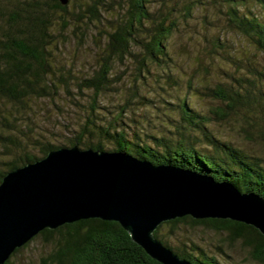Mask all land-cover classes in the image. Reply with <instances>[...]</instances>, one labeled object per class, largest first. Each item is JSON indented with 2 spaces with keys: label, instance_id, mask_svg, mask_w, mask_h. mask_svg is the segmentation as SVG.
I'll return each instance as SVG.
<instances>
[{
  "label": "trees",
  "instance_id": "trees-1",
  "mask_svg": "<svg viewBox=\"0 0 264 264\" xmlns=\"http://www.w3.org/2000/svg\"><path fill=\"white\" fill-rule=\"evenodd\" d=\"M76 1L62 4L61 0H0V110L9 103L22 112L32 107L36 99L60 96L77 99L74 102L83 108L85 116L69 144L54 145L25 137V134L23 139L7 134L17 123L13 124L0 111L3 120H0V181L7 171L38 160L50 150L77 144L82 149L126 152L154 165L172 164L211 176L218 182L229 180L241 192H253L264 198V157L249 154L210 127L214 121H234L238 131L249 141L260 140L264 144V70L258 66H252L248 72L243 70L242 58L237 52L220 46L222 41L216 36L213 45L225 49L224 59L236 69L229 73L224 71L226 80L215 87L195 86V91L219 102L210 109L211 115L201 112L185 95L177 97L174 103L180 118L175 128L166 129V133H149L144 128L131 130L130 122L144 126L142 120L130 115L131 96L117 106L119 110L110 119L101 111L100 97L116 88L113 76L116 62L134 59L137 73L129 88L138 99L150 101L141 93L140 86L149 85L152 69L168 71L166 77L171 78L172 56L168 41L176 23L170 12L160 18L151 13L150 0H130L131 5L113 17L105 32L107 41L98 67L89 76L76 77L70 68L56 61L60 48L55 35L56 17L60 16L57 13L62 12L59 24L65 31L71 24L65 14L76 15L77 21L88 25L87 20L101 21L102 9H107L108 5L107 0H84L85 4L78 0L80 11L71 14L69 4ZM249 1L264 6V0H217V5L225 8L231 29L264 54V16L250 8ZM193 2L201 0L190 3ZM192 9L189 4L186 15H190ZM71 83L76 84L81 96L88 97L87 103L73 96ZM188 84L191 88V81ZM61 90L69 95H63ZM85 90L91 93L86 94ZM36 147L39 154L33 152ZM182 227H205L224 234L230 243H240L247 249L254 261L264 264V235L253 225L228 218L195 219L185 215L165 221L155 230L164 245L193 264H224L203 246L183 241ZM38 238L52 246V250L41 257L40 264H162L134 242L119 222L98 218L44 229L15 249L3 264H11L16 254ZM171 238L178 242L172 243Z\"/></svg>",
  "mask_w": 264,
  "mask_h": 264
},
{
  "label": "rangeland",
  "instance_id": "rangeland-1",
  "mask_svg": "<svg viewBox=\"0 0 264 264\" xmlns=\"http://www.w3.org/2000/svg\"><path fill=\"white\" fill-rule=\"evenodd\" d=\"M191 1L194 0L149 1L148 7L151 13L159 15L160 18L170 12V17L176 23L175 30L168 41V49L172 56L170 63L171 78L166 77L168 71L156 70L155 72V69H152L153 73L148 78L149 85L140 86L141 93L150 101L138 99L137 95H134L129 88L137 73V63L134 59L116 62L113 72L116 88L103 93L100 97L101 111L106 114L107 119L112 118L119 110L117 106L123 104L128 96H131L130 99L133 102L130 105L131 117L139 118L144 125L139 126L128 120L131 124V130L138 131L144 128L149 133H166V129L175 128L180 118L178 108L174 103H177V97H184L185 95L201 112L211 115L210 109L219 102L195 91V86L200 88L203 86L215 87L219 82L226 80L224 71L229 73L236 69L235 65L224 59L227 54L225 49L213 45V39L216 36H219L220 41H222L220 46L225 47L230 52H237L238 57L242 58L244 61L243 70L248 72L252 66H258L264 70V54L252 48L242 34L231 29L225 8L217 5V0H201V2L190 3ZM79 3L77 0L69 4L71 14L79 13ZM82 3L85 4L86 2L82 0ZM107 3V9H102L101 21L87 20L88 25L80 20L77 21L79 18L76 15L65 14L64 17L71 21L69 27L64 29L65 31H62L61 24H59L62 12L57 13L60 16L56 17L58 23L55 27V35L60 48L58 55L55 56L56 61L60 65L64 64L68 69L70 68L76 77L93 74L104 55L107 41L105 32L110 28L113 17L118 15L120 10L125 11L129 4L131 5L130 0H107ZM189 4L193 6V9L190 15H186V8ZM247 4L257 14L264 16L263 5L252 1L247 2ZM189 81L192 83L191 88L188 84ZM70 86L73 96L75 94L79 99L78 101L87 103L88 97L81 96L76 84L71 83ZM61 93L65 96L69 95L63 90ZM84 93L91 92L85 90ZM74 100L77 101L73 97L68 100L60 96L55 97V99H36L32 107L25 110L26 112H19L20 109L5 103V109L1 108L0 111L9 120H12L13 124L17 123V126L8 130L7 134H11L12 137L16 135L20 139L30 136L51 142L54 145L69 144L75 137L78 124L85 117L83 108L78 106ZM1 112L0 114H2ZM125 115L126 112L124 118ZM210 127L217 135L232 140L249 154L264 157L262 141H249L246 136L238 131V126L234 121H214ZM142 135L145 140H148L143 132ZM33 152L39 154L38 147ZM180 232H182L183 241L187 243L193 241L203 246L210 254H216L224 264H260L250 257L247 249L243 248L240 243H230L224 234L205 227H182ZM171 242L176 244L178 241L171 238ZM220 247L223 253H221ZM51 250L52 246L38 238L26 249L16 254L12 258L11 264H40L41 257Z\"/></svg>",
  "mask_w": 264,
  "mask_h": 264
},
{
  "label": "water",
  "instance_id": "water-1",
  "mask_svg": "<svg viewBox=\"0 0 264 264\" xmlns=\"http://www.w3.org/2000/svg\"><path fill=\"white\" fill-rule=\"evenodd\" d=\"M185 215L234 219L264 235V198L229 180L122 151L62 146L2 177L0 264L42 230L91 218L119 222L162 264H193L155 235L160 224Z\"/></svg>",
  "mask_w": 264,
  "mask_h": 264
}]
</instances>
